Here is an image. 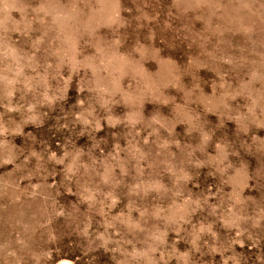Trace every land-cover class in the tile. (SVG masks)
<instances>
[{
    "label": "rangeland",
    "instance_id": "374dc122",
    "mask_svg": "<svg viewBox=\"0 0 264 264\" xmlns=\"http://www.w3.org/2000/svg\"><path fill=\"white\" fill-rule=\"evenodd\" d=\"M0 264H264V0H0Z\"/></svg>",
    "mask_w": 264,
    "mask_h": 264
}]
</instances>
